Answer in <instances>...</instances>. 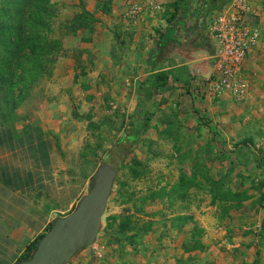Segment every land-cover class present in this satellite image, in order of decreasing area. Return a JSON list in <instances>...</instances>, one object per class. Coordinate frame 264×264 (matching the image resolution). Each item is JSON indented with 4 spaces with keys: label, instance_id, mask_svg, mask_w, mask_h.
I'll use <instances>...</instances> for the list:
<instances>
[{
    "label": "rangeland",
    "instance_id": "1",
    "mask_svg": "<svg viewBox=\"0 0 264 264\" xmlns=\"http://www.w3.org/2000/svg\"><path fill=\"white\" fill-rule=\"evenodd\" d=\"M51 1L50 36L61 41V49L11 120H1L6 114L0 113V124L38 122L44 113L55 120L64 118L68 130L84 134L85 151L101 163L113 143L131 129L139 132L149 116L139 143L120 165L102 216L96 239L97 250L104 255L101 262L264 264L260 238L264 169H247L233 154L248 144L252 156H264V50L244 62L248 87L241 98L206 95L205 79L186 86L193 88L188 97L192 104L180 105L175 97L169 101L170 93L163 90L151 101L140 102L136 87L142 80V0ZM171 4L153 8L165 19ZM81 6L97 22L73 34L70 23ZM134 6L138 13L132 12ZM157 26L144 32L153 39L145 59L148 72L152 71L148 61L165 28ZM174 47L178 45L169 48L165 60ZM218 153L226 158L218 160ZM235 193L242 194L241 201L234 199ZM127 215L134 218L132 230L120 231L118 221L110 225L111 216ZM177 215L191 219L173 222ZM192 237L200 240L203 249L184 252ZM85 252L68 264H86L81 261Z\"/></svg>",
    "mask_w": 264,
    "mask_h": 264
},
{
    "label": "crops",
    "instance_id": "2",
    "mask_svg": "<svg viewBox=\"0 0 264 264\" xmlns=\"http://www.w3.org/2000/svg\"><path fill=\"white\" fill-rule=\"evenodd\" d=\"M173 1L142 0L145 6L142 28H139L142 30L139 34L142 79L150 73L145 59L153 42L144 32H149L151 25L165 27V19L157 15L153 5ZM247 2L253 13L245 16L246 23L263 31L258 46L248 54L255 56L264 50V0ZM218 12H212L207 21ZM136 23L138 25L139 20ZM205 34L208 42L203 46L195 47L196 40L189 38L181 43L183 45L170 50L166 61L164 58L169 82L161 90L170 93L169 101L175 97L180 105L192 104L188 97L193 88L188 87L203 82L211 74L215 47L207 30ZM99 164L92 153L85 151L84 134L68 130L64 118L55 120L44 113L38 122L20 120L0 124V264H16L26 254L28 245L48 230L54 218L72 211L78 199L87 192ZM91 252L88 250L87 256L81 257L83 263L107 264L101 262L104 255L98 257ZM88 255L95 260L91 261Z\"/></svg>",
    "mask_w": 264,
    "mask_h": 264
},
{
    "label": "trees",
    "instance_id": "3",
    "mask_svg": "<svg viewBox=\"0 0 264 264\" xmlns=\"http://www.w3.org/2000/svg\"><path fill=\"white\" fill-rule=\"evenodd\" d=\"M228 2L229 0H174L172 2V11L165 18L164 30L161 33L156 30L159 33L156 49L148 61L152 71L136 87L140 102L151 101L155 93L168 84L169 77L165 71L167 63H163V60L169 48L184 44L189 38L196 40L195 47L207 43L208 38L205 34L207 17L214 11H221ZM101 10L105 14L109 13L107 7L102 6ZM53 18L54 10L51 0H0V113L6 114L1 117V120H11L15 109L27 98L30 87L48 73L53 58L60 51L61 41L50 36ZM95 22L97 18L93 13L81 6L80 12L74 16L69 28L74 34L79 29H89ZM156 64H159L157 68ZM148 121L149 116L143 119L138 128L139 132L136 131L137 128L131 129L130 133L113 143L101 162L112 165L118 173L120 165L139 143L140 132L142 129L145 130ZM247 145L244 144L238 149L239 154L234 152L233 154L238 156L240 163L247 169L253 171L264 169V156H252ZM224 155V153H218V160H224L226 158ZM261 186L260 202L264 209V178ZM233 197L238 201L243 198L241 193H235ZM190 219L189 216L177 215L173 217V222L184 224ZM109 221L110 225L118 221L117 226L120 231H130L134 228L131 217L128 215L111 216ZM261 226L263 231L260 238L264 248V218ZM42 236L43 234L28 245L26 254L18 262L31 256L36 242ZM191 239L192 245L190 247L184 245L183 251H201L203 244L200 240L194 237Z\"/></svg>",
    "mask_w": 264,
    "mask_h": 264
},
{
    "label": "water",
    "instance_id": "4",
    "mask_svg": "<svg viewBox=\"0 0 264 264\" xmlns=\"http://www.w3.org/2000/svg\"><path fill=\"white\" fill-rule=\"evenodd\" d=\"M116 177L117 170L101 162L72 211L54 218L31 256L16 264H68L78 252L93 245Z\"/></svg>",
    "mask_w": 264,
    "mask_h": 264
},
{
    "label": "built area",
    "instance_id": "5",
    "mask_svg": "<svg viewBox=\"0 0 264 264\" xmlns=\"http://www.w3.org/2000/svg\"><path fill=\"white\" fill-rule=\"evenodd\" d=\"M134 6L132 12L138 13ZM253 13L247 0H229L227 5L207 21V33L214 44L212 72L206 78V95L215 98L224 94L242 97L248 87L243 65L251 50L261 40V30L250 26L245 16ZM98 257L96 242L90 246Z\"/></svg>",
    "mask_w": 264,
    "mask_h": 264
}]
</instances>
